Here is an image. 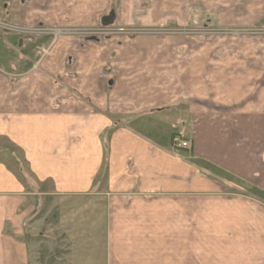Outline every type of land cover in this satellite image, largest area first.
Instances as JSON below:
<instances>
[{
	"label": "crops",
	"instance_id": "crops-1",
	"mask_svg": "<svg viewBox=\"0 0 264 264\" xmlns=\"http://www.w3.org/2000/svg\"><path fill=\"white\" fill-rule=\"evenodd\" d=\"M145 1L147 13L141 0H0L3 19L26 27L174 19L234 32L165 50L163 63L149 48L142 60L137 38L111 62L108 42L0 34V139L30 175L0 151V264H94L86 251L46 256L38 216L52 199L69 212L61 223L75 230L81 213L91 230L93 195L100 264H264V0ZM175 131L188 148L171 147Z\"/></svg>",
	"mask_w": 264,
	"mask_h": 264
},
{
	"label": "rangeland",
	"instance_id": "rangeland-1",
	"mask_svg": "<svg viewBox=\"0 0 264 264\" xmlns=\"http://www.w3.org/2000/svg\"><path fill=\"white\" fill-rule=\"evenodd\" d=\"M116 2L117 0H108V10L111 8L116 9L118 7L116 5ZM193 2L195 3V0H189V3ZM141 5V9L144 10L145 13H147V10L149 9V5H147V2L145 0H141ZM161 8L163 12V6ZM179 8L180 5L174 8L175 14L179 12ZM194 8V6H191V15L196 16L197 10L196 8ZM157 12H161V10H158ZM0 22L7 23L13 27H26L6 22L2 17V12L0 13ZM28 27L31 29V32L34 29H40L42 31L40 33L32 32L27 35H25L26 33H24V35L22 34L24 39L26 38V36L27 38L37 36H45L48 38L74 36L76 37V39H83V41L88 42H108L110 44V54L107 58L111 62L114 61L115 55L119 50L117 43L121 41L127 42L129 39L132 38H137V40L133 41V44L140 46L139 50L141 51L140 56L142 60L148 59L146 53L143 50L147 51L149 48L153 56L158 58L157 61L163 63L164 51L172 47L174 48V50H177L178 48L180 49L181 47L186 45L188 46V48H193L194 46L198 45H208L211 47V45L213 44V40L217 37V35L222 33H234L233 30L230 29L219 30L217 28L212 27L211 24L204 26L201 25V23L192 24V22L190 21L182 22L174 19L172 21H160L158 23L150 24L130 23L129 25H122L120 23H116L108 26H103L99 22H97L89 28L51 27L43 26L42 24H36V26ZM51 29H59L60 33L55 36L54 34H52V31H50ZM4 32V30L0 29V34ZM111 42L113 44H111ZM111 52H113V55ZM119 57H125L126 60H130L132 59L133 54H130L127 58L126 54L120 53ZM111 66L113 65H110V67ZM108 72L110 73V77H112L113 72L111 68L108 70ZM173 135H178L181 137V134L176 131L172 133V136ZM0 151L3 152L4 157L2 159L5 161L7 166L13 169L14 171L18 172L20 177H27V180L30 182V175L22 161L20 152L3 139H0ZM102 185L103 180L101 179L99 181L98 188H101ZM63 201L58 203L61 205H65V203L67 204L65 200ZM87 203L91 207V217L89 219V222L92 223V229H87V231H85L84 229V220L81 217V213L76 215L77 225L76 229L73 230L71 227L69 228L68 225L65 226L64 223H61V221L65 219V216L69 215V212H66V214H62V212L59 213L58 211L55 212L54 206L56 205V202H54L52 199H46L42 201L41 204H39L43 206V209L39 211L38 216H45L46 221H48L49 225L47 227L48 229L46 234V238L49 244L46 246H42V248L44 247V251H46V256H51V258H53L52 256L62 258L63 255L72 252V250H77V254L84 253L86 251L93 253L92 256L94 257V264H100L101 255L104 252V203L102 198L96 195L90 197ZM81 210L78 208V211ZM66 220H68V218H66ZM59 223H61L63 227L57 228V226H59ZM68 238L72 241H69ZM75 242H77L76 245ZM52 243L54 245H52ZM52 248H54L53 255H51ZM57 262L54 261V264H56ZM45 264H53V261L48 260Z\"/></svg>",
	"mask_w": 264,
	"mask_h": 264
},
{
	"label": "built area",
	"instance_id": "built-area-1",
	"mask_svg": "<svg viewBox=\"0 0 264 264\" xmlns=\"http://www.w3.org/2000/svg\"><path fill=\"white\" fill-rule=\"evenodd\" d=\"M0 29L4 30L5 32H13V33H18V34H23L26 33L25 35L32 33V32H36V33H40L42 30L40 29H34L31 32V29L28 27H13L7 23H2L0 22ZM50 31H52V34H54L55 36L58 35L60 33L59 29H51ZM260 34H264V30L259 32ZM190 146V140H185L182 137L178 136V135H173L171 137V147L174 149H185L188 148Z\"/></svg>",
	"mask_w": 264,
	"mask_h": 264
}]
</instances>
